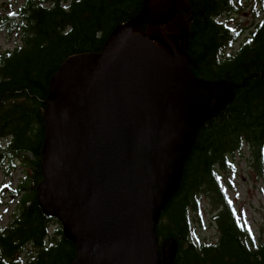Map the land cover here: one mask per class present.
I'll return each mask as SVG.
<instances>
[{"label": "trees", "instance_id": "1", "mask_svg": "<svg viewBox=\"0 0 264 264\" xmlns=\"http://www.w3.org/2000/svg\"><path fill=\"white\" fill-rule=\"evenodd\" d=\"M247 2L180 0L171 23L133 30L146 38H167L196 77L226 82L232 89L226 109L199 129L181 186L158 224L159 247L168 240L177 245L173 264H264V240L256 243L222 185V173L234 171L236 158L245 155L264 176V0L258 22L244 35L232 19L246 10ZM171 4L22 0L0 6V32L16 40L14 48L0 50V170L7 177L19 168L23 174L16 187L12 182L5 186L17 204L10 223L0 226V264L77 261L76 245L66 240L59 221L44 216L37 196L51 80L67 59L101 53L117 28L145 15L146 7L150 16L159 17ZM186 9L192 13L187 26L182 20ZM205 198L214 209L219 234L216 241L199 244L193 238L192 215L203 211Z\"/></svg>", "mask_w": 264, "mask_h": 264}, {"label": "water", "instance_id": "2", "mask_svg": "<svg viewBox=\"0 0 264 264\" xmlns=\"http://www.w3.org/2000/svg\"><path fill=\"white\" fill-rule=\"evenodd\" d=\"M171 3L161 18L146 7L101 53L67 59L51 80L37 196L76 245L74 264L174 262L177 245L159 247L158 224L199 129L226 109L232 89L196 77L167 38L133 33L171 23L180 0Z\"/></svg>", "mask_w": 264, "mask_h": 264}, {"label": "rangeland", "instance_id": "3", "mask_svg": "<svg viewBox=\"0 0 264 264\" xmlns=\"http://www.w3.org/2000/svg\"><path fill=\"white\" fill-rule=\"evenodd\" d=\"M22 0H13L0 3L1 7L20 5ZM260 0H248L246 10L232 19L233 25H238L244 30V35L252 31L253 26L258 22L256 14L261 11ZM246 4V5H247ZM2 14V9H0ZM16 40L9 37L5 32H0V50L12 49ZM239 44L236 45L237 48ZM23 178L21 169L7 177L3 170H0V226L4 227L11 221V214L16 207L17 200H14L5 186L16 187ZM222 185L225 188L226 196L233 203L235 212L239 219L248 224L253 232L256 243L264 240V176L258 174L251 165L248 155L237 157L235 170L222 173ZM214 211L210 201L203 200V211L192 215V233L196 242H212L218 238V230L213 221ZM61 226V224H60ZM24 256V255H23Z\"/></svg>", "mask_w": 264, "mask_h": 264}, {"label": "bare ground", "instance_id": "4", "mask_svg": "<svg viewBox=\"0 0 264 264\" xmlns=\"http://www.w3.org/2000/svg\"><path fill=\"white\" fill-rule=\"evenodd\" d=\"M171 5H172V4H171ZM168 12H169V11H168ZM168 12H167V13H168ZM167 13H166V14H167ZM166 14H164V15H162V16H159L158 18L164 17ZM161 46L168 48L167 46H165V45H163V44H162ZM161 48H162V47H161ZM168 50L172 53V51H171L169 48H168ZM166 51H167V50H166Z\"/></svg>", "mask_w": 264, "mask_h": 264}, {"label": "flooded vegetation", "instance_id": "5", "mask_svg": "<svg viewBox=\"0 0 264 264\" xmlns=\"http://www.w3.org/2000/svg\"><path fill=\"white\" fill-rule=\"evenodd\" d=\"M163 49H165V50H166V49H168V48H166V47H165V48H163Z\"/></svg>", "mask_w": 264, "mask_h": 264}]
</instances>
